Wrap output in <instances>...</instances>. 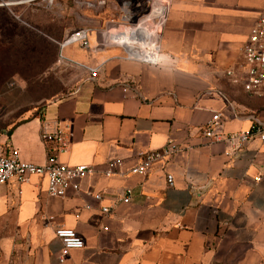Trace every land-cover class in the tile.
<instances>
[{
	"label": "crops",
	"instance_id": "crops-1",
	"mask_svg": "<svg viewBox=\"0 0 264 264\" xmlns=\"http://www.w3.org/2000/svg\"><path fill=\"white\" fill-rule=\"evenodd\" d=\"M147 2L122 0L117 25L135 21ZM167 2L156 62L126 56L121 45L101 39L102 29L96 36L88 28L87 47L61 45L70 31L59 25L53 34L47 11L52 0L7 5L13 45L22 29L31 28L35 41L51 53L56 44L78 74L69 91L14 109L0 127V152L13 147L19 158L43 163L40 123L52 127L60 120L68 123L70 137L58 158L90 169L79 189L64 195L48 194L45 178L36 174L0 183V264H264V139H249L233 155L223 138L203 133L214 111L226 132L246 128V112L264 106V94L247 93L225 73L240 61L241 44L264 0L155 5ZM93 65L98 73L89 77ZM229 107L234 114L228 115ZM167 142L173 150L165 159L151 161L144 172L130 170L146 151ZM111 159L119 161L106 174ZM125 188L128 200L121 198ZM59 224L83 239L61 260L53 233Z\"/></svg>",
	"mask_w": 264,
	"mask_h": 264
},
{
	"label": "built area",
	"instance_id": "built-area-1",
	"mask_svg": "<svg viewBox=\"0 0 264 264\" xmlns=\"http://www.w3.org/2000/svg\"><path fill=\"white\" fill-rule=\"evenodd\" d=\"M15 0H0V6H7ZM158 0H148L145 13L140 15L135 22L126 20L120 23L114 32L124 29H135V33L130 34V45L125 46L118 40H111L114 33L108 32V41L115 42L122 46L125 55L131 58L147 62H156L159 54V40L162 26L165 21L168 2L166 3L165 14L158 13L154 6ZM147 31L148 35L144 34ZM88 28L78 27L65 34L60 44L76 42L82 47L88 46ZM103 34V37H105ZM139 35L145 37V44L136 38ZM105 39V38H104ZM150 40L149 44L147 43ZM153 41V42H152ZM145 52V57L137 56L139 52ZM240 61L235 68L225 69V73L231 76L232 82H239L241 87L251 95L264 94V6L260 7L257 14L249 25L244 41L240 47ZM98 73V66H88L89 77H94ZM234 114L232 108H228V115ZM218 111H214L203 126V133L210 139L223 138L230 146L229 152L235 154L251 138L264 139V106L246 112L249 121L246 128L235 131H222L219 129ZM69 125L67 122L55 120L51 127L47 121H42L39 126V137L45 147V160L43 163L25 161L18 157L16 149L8 147L6 151L0 152V183L9 178L16 181L26 180L31 174L45 178V189L48 194L64 195L67 190L77 191L79 189V179L90 169V165L84 162L70 164L58 158V154L68 148L69 145ZM170 142L165 143L158 149L146 151L141 161L130 167L131 171H146L151 161L165 159L173 149ZM118 159L107 160L103 172L108 174L114 171ZM168 184L172 183V176L165 173ZM128 188L123 190L122 199L128 200ZM102 211H108V207L102 205ZM54 236L59 240L61 251L57 254V259L63 258L62 252L83 245L82 237L77 231L69 226L55 225Z\"/></svg>",
	"mask_w": 264,
	"mask_h": 264
},
{
	"label": "rangeland",
	"instance_id": "rangeland-1",
	"mask_svg": "<svg viewBox=\"0 0 264 264\" xmlns=\"http://www.w3.org/2000/svg\"><path fill=\"white\" fill-rule=\"evenodd\" d=\"M89 2L52 0L47 11L53 16V34H56L59 25L67 26L69 31L86 26L96 36L100 29L104 30L106 34L101 39L107 42L108 32L113 33L119 27L117 24L123 15L122 0ZM10 9L9 6H0V127L14 109L33 104L40 106L69 91L78 74V66L67 62L56 44L51 53L49 45L35 41L31 28L22 29L21 38L13 45L12 24L8 21ZM130 18L134 19L132 16ZM95 40L99 41V37Z\"/></svg>",
	"mask_w": 264,
	"mask_h": 264
},
{
	"label": "bare ground",
	"instance_id": "bare-ground-1",
	"mask_svg": "<svg viewBox=\"0 0 264 264\" xmlns=\"http://www.w3.org/2000/svg\"><path fill=\"white\" fill-rule=\"evenodd\" d=\"M154 9L158 12V13H161V14H165V10H166V7L163 6V5H155L154 6ZM126 14H127V11H125ZM128 16L125 15L124 18H126ZM135 29L133 28L132 30L131 29H124L123 31H117V32H114L112 35H111V39L112 40H118L120 41L121 43H123L126 47L129 46L131 43H130V34L131 33H135L134 31ZM144 34L148 35V32L145 31ZM136 38L141 42V45L143 46L145 44V37L143 35H139L138 37L136 36ZM150 40L147 42L149 44ZM153 42V41H152ZM147 54H145V52L141 51L139 53H137V56H140V57H145ZM159 56V54H158Z\"/></svg>",
	"mask_w": 264,
	"mask_h": 264
}]
</instances>
